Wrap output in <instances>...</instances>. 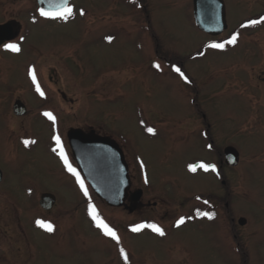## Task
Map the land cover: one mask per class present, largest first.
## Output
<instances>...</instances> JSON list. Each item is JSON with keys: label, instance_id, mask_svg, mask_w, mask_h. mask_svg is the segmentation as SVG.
Masks as SVG:
<instances>
[{"label": "rangeland", "instance_id": "rangeland-1", "mask_svg": "<svg viewBox=\"0 0 264 264\" xmlns=\"http://www.w3.org/2000/svg\"><path fill=\"white\" fill-rule=\"evenodd\" d=\"M223 2L227 28L211 36L195 26L192 0H70L72 15L60 20L31 0H0V20L19 25L20 48L0 61V264H264V0ZM233 33L236 43L209 47ZM15 98L22 118L11 113ZM76 127L117 142L130 191L141 189L149 205L129 212L95 196L67 143ZM226 146L239 154L235 167L189 171L199 162L218 168ZM43 192L55 197L46 211ZM149 224L165 234L131 230Z\"/></svg>", "mask_w": 264, "mask_h": 264}, {"label": "water", "instance_id": "water-1", "mask_svg": "<svg viewBox=\"0 0 264 264\" xmlns=\"http://www.w3.org/2000/svg\"><path fill=\"white\" fill-rule=\"evenodd\" d=\"M39 9L57 11L54 6L61 0H35ZM192 16L197 29L211 36H217L226 28L223 0H192ZM49 18V17H46ZM8 23L0 25V34L4 37L0 41H8L15 37ZM15 114L25 111L23 103L15 101ZM67 142L71 155L77 165L79 173L89 185L95 196L109 207L123 206L129 212L136 209L142 195L141 189L130 191L128 166L123 152L117 142L108 136H101L90 130L85 133L79 128H70L67 133ZM238 152L232 146L223 149V162L234 167L238 163ZM0 171V180H1ZM125 201L129 204L126 205ZM55 202L53 194L44 192L40 195L38 204L44 210H49ZM239 225L245 220L239 218Z\"/></svg>", "mask_w": 264, "mask_h": 264}, {"label": "snow or ice", "instance_id": "snow-or-ice-1", "mask_svg": "<svg viewBox=\"0 0 264 264\" xmlns=\"http://www.w3.org/2000/svg\"><path fill=\"white\" fill-rule=\"evenodd\" d=\"M54 7L56 9H58L55 12L46 11L44 8H40L38 10L39 14L42 17H49V18H53V19H55V18L67 19L68 17H70L72 15L73 9L69 6L68 0H61V2L56 4ZM81 14H83L82 11H81ZM260 20L264 21V17H261ZM259 22L260 21H257V20H249L247 23L248 24H256V23H259ZM246 26L247 25H245V24L241 25V27H246ZM237 36H238L237 33H233L231 35V37L228 40H226L224 43H212V44L209 45V47H212V48H223L225 46V44H234V43H236ZM21 39H23V38H21ZM106 39L111 40L112 37H106ZM3 47L5 49L11 50L13 52L20 51V48H19L18 44H16V43H5V44H3ZM155 67L159 68L160 65L156 64ZM172 68H173V71L178 73L182 79L187 81L188 78L184 74V72L181 70L180 67H177L176 65H173ZM29 74L33 75V70L32 69H29ZM33 82L35 83V76L34 75H33ZM37 91L38 92L40 91V88H39L38 84H37ZM40 94L43 95V92H40ZM44 115L46 117H48L49 120H52L53 123H55V116L51 112H45ZM147 131L154 132V129L153 128H148ZM52 139L55 140V142L57 144V147H59L60 146L59 137L58 136H53ZM23 143L25 145H28L29 143H35V141L24 140ZM209 147H211V145H209ZM56 150H57L56 148H53V151H56ZM60 154H61V158L64 160L65 166L68 168V170L70 172H72L74 175H77V181L80 183V187L84 191L85 196H87L88 193H87V190L84 189L83 182H81L79 180V176L76 173V170L74 168H72L71 165L68 163L67 158L64 156L62 149H61V153ZM188 168H189V171H192V172H195L197 170V168L203 169L205 172H207L209 170H211L213 172L216 171V165L215 164H207V163H204V162H199L198 164H190V165H188ZM205 203H207V202H205ZM89 211H90V215H92L93 220H95L97 222V226L103 229L104 234L106 236L111 237L114 241L117 242V244H119L120 238L117 235L116 231L112 227H110L107 223H105L102 219H100V217L98 216V214L96 213L94 207L91 204L89 205ZM198 214L201 215V216L207 217L208 219H212L214 217V213H212V212H200ZM184 219H185L184 217L179 218L176 221L177 226L183 224L184 223ZM36 224L38 226H40V227L46 228L47 231H49V232L53 231V226H52L51 223H47V222H45L43 220H39L38 219V220H36ZM145 226L151 228L153 232H156L160 236H163L165 234L164 230L160 226H158L156 224L135 225V226L132 227L131 230L134 231V232L135 231H139L141 227H145ZM119 252H120V255L124 258V260L127 261L128 260V256L125 253V250L123 248H120Z\"/></svg>", "mask_w": 264, "mask_h": 264}, {"label": "flooded vegetation", "instance_id": "flooded-vegetation-1", "mask_svg": "<svg viewBox=\"0 0 264 264\" xmlns=\"http://www.w3.org/2000/svg\"><path fill=\"white\" fill-rule=\"evenodd\" d=\"M31 1H33L35 4H36V2L34 1V0H31ZM70 1V0H69ZM139 1H141V0H139ZM69 3V2H68ZM262 15H264V13L262 14ZM261 16V15H260ZM61 19V18H60ZM59 19V20H60ZM5 23H8V25H10L11 26V28H12V32H11V34L12 33H14L15 34V37L14 38H12V39H10V40H8V41H0V61H2V59H3V54H4V51H11V50H8V49H5L4 47H3V44H5V43H12V42H14V41H16V39H18V37H19V25L13 20V19H10V20H7V21H5V20H0V25H4ZM2 37H4V35L2 36L1 34H0V39L2 38ZM167 63V62H166ZM1 64V63H0ZM51 81H52V78H51ZM17 100H19V101H21L20 99H14L13 100V104H12V106H11V113H12V115L14 116V118H22L23 116H25V114H26V107H25V105H24V107H25V111L22 113V114H20V115H17V114H15L14 113V111H13V106H14V103H15V101H17ZM192 104H193V106L195 107L196 106V103H195V101L193 100L192 101ZM195 109H196V112L198 113V115L200 116V119L202 120V121H204L205 120V117H204V114L199 110V109H197L196 107H195ZM77 128V127H76ZM79 129H81L82 131H84L85 133H88L90 130H92L91 128H89V129H86V128H80V127H78ZM95 132V131H94ZM208 132H209V127H208V125H207V123H206V125H205V128H204V133H205V136H206V138H207V140H208V138H209V140H208V144L209 145H211L212 144V142L210 141V137H209V135H208ZM96 133V132H95ZM97 134V133H96ZM98 135H100V134H98ZM223 159L222 158H220L219 160H218V164H217V167L218 168H216V171L214 172L215 174H218V175H220V173H219V170H220V168L222 167V165H225L224 163H223V161H222ZM226 167H228L227 165H225ZM228 168H233V167H228ZM1 178H2V176H1ZM1 181V180H0ZM224 183V181H222V184ZM44 193V192H43ZM42 194V193H41ZM40 194V195H41ZM141 198H142V196H141ZM140 198V199H141ZM154 203H156V202H152L151 204H152V206H154ZM150 203L149 202H140L139 203V205H138V207L137 208H140V207H142L143 205H149ZM198 213H200V212H197L196 214L198 215ZM199 216V215H198Z\"/></svg>", "mask_w": 264, "mask_h": 264}]
</instances>
